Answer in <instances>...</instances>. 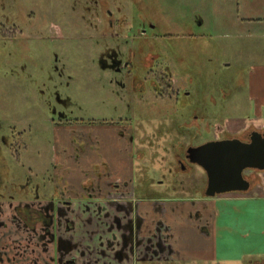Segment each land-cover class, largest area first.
I'll return each mask as SVG.
<instances>
[{
  "label": "rangeland",
  "instance_id": "obj_1",
  "mask_svg": "<svg viewBox=\"0 0 264 264\" xmlns=\"http://www.w3.org/2000/svg\"><path fill=\"white\" fill-rule=\"evenodd\" d=\"M181 1L193 8L175 7L183 5ZM164 4L161 11L146 16L155 22L154 31L165 35L159 51L181 89L191 91L197 106L218 111L220 118L214 120L218 126L232 119L245 124L247 116L254 118L253 101L239 81L247 68L264 65V0H164ZM21 6L24 23L33 14L37 26L51 24L52 35L47 39L25 36L14 44L0 42V200L48 193L54 156L62 149L53 122H61L73 160L87 150L97 151L95 136L101 127L113 128L117 135L122 131L125 139L132 136L135 149L146 153L142 165L156 180L162 171L167 174V165L155 161L151 169L149 160L156 154L170 161L173 137L177 136L179 152L188 144L196 146L216 137V129L197 135L187 129L191 120L187 104L153 93L135 94L122 73L103 67L101 54L110 45L102 32L89 26L95 21L92 14L66 7L68 15L61 17V3L58 6L56 0H22ZM127 28L122 34L130 40L135 31ZM211 96L215 106L209 104ZM142 138L147 142L139 146ZM257 173L264 178V171ZM204 176L195 167L190 179L181 176V185L195 184L201 190ZM70 217L80 228V218Z\"/></svg>",
  "mask_w": 264,
  "mask_h": 264
},
{
  "label": "flooded vegetation",
  "instance_id": "obj_2",
  "mask_svg": "<svg viewBox=\"0 0 264 264\" xmlns=\"http://www.w3.org/2000/svg\"><path fill=\"white\" fill-rule=\"evenodd\" d=\"M21 3L22 0H0V42L14 44L25 36L41 39L51 36V24L43 22L37 26L35 23L37 18L33 19V14H30L28 21L24 23ZM56 3L58 6L61 3L58 12L61 17L67 16L69 9L77 8L94 16L95 21L88 22L89 26L102 32L104 34L102 39L110 45L101 54L102 66L115 73H122L125 81H129L130 91L135 94L153 93L160 99L172 97L175 98L176 103L187 104L188 110L191 111L188 115L191 120L187 129H193L195 124L201 127V129H193L195 135L198 134V130L200 133L201 130L209 132L211 129H216V137L208 141L237 139L241 142H250L254 132L264 135V127H259V119L256 117L250 119L246 129L236 134L228 135L223 125L213 128V121L220 118L218 111L209 112L206 106H197L193 102L191 91L181 89L179 81L173 75L172 66L162 61L159 51V42L165 35L159 31L155 32L157 27L155 22L149 21L146 16L149 12L157 13L165 8L164 0H56ZM66 3L69 5H65ZM181 3L183 5L177 4L175 7H183L185 10L193 8V6L185 5L187 2L181 1ZM127 18L129 21L126 22ZM126 28L135 31L130 40L122 34ZM133 41L137 43L134 48ZM224 97H227L226 94ZM209 104L213 106L217 104L212 96ZM115 124L117 123H110V125ZM60 125H62L61 122L57 124L53 122L54 129H61ZM192 134L191 136L194 135ZM120 135L124 136V133L121 131ZM176 137H173L170 145L172 148H170V161L164 162L163 157L158 159L156 154L149 160L151 169L155 167L152 164L155 161L161 162L163 166L167 165L165 169L167 174L154 169V172H161L159 180L154 179L146 165H142L146 153L142 149H135L132 136L129 139L126 137L125 141L131 148L129 153L135 165L134 185L140 187V192L134 193L139 197L138 200L161 198L166 195L175 204L182 201L181 198L189 204H194L198 199L197 195L206 197V175L201 183L202 188L198 192L195 184L187 188L181 185L183 184L181 176L186 175L187 179H190V174L194 172L195 167H199L191 163L187 149L199 145L188 144L184 152H179L176 145L180 144L176 142ZM166 141L168 142V139ZM146 142L145 138L139 139V146H144ZM96 143L99 149V142L96 141ZM15 145L16 143L9 145L11 153L15 151ZM64 146L58 153L61 158L58 164L60 168L58 169L53 162L47 183L49 187H46L47 194L40 196L37 192L26 199L0 200V264H125L128 260L131 264H188L170 258L174 252L171 253V244L166 242L160 233L163 227L161 221L156 226L154 238L140 239L134 236V231H140L143 225L147 227V221L137 216L136 208L123 204L125 201L130 203L132 195L109 193L108 198H104V206L97 203L94 209H91L90 205L83 204L75 213L76 210L71 209V202L66 195L68 183L65 177L67 172L65 160L68 157V151L66 145ZM54 151L56 152V149ZM164 151L168 152L166 148ZM137 163L141 164L139 169ZM256 171L253 169L243 171V177L249 181V186L252 184ZM95 179L97 181L89 179L83 187H94L99 191L102 185L115 190L123 186L121 181L113 178L106 164L102 166V171L96 172ZM156 209V212L162 216L161 207ZM85 214L88 215L84 217ZM71 215L80 218V228L77 229L76 221L70 217ZM94 216L99 219L96 220ZM100 223L103 226V232L109 235L104 242L99 239L96 229ZM84 227L92 230L85 231ZM86 240L89 242L83 246L82 242ZM161 255V259H149L150 256L158 258ZM174 256L176 257L175 254ZM103 259L106 262H103L105 261Z\"/></svg>",
  "mask_w": 264,
  "mask_h": 264
},
{
  "label": "crops",
  "instance_id": "obj_3",
  "mask_svg": "<svg viewBox=\"0 0 264 264\" xmlns=\"http://www.w3.org/2000/svg\"><path fill=\"white\" fill-rule=\"evenodd\" d=\"M239 82L246 90L248 100L253 101L254 118L259 119V127H264V65L247 68L245 78ZM246 119L245 124H238L234 119L229 124L223 122L226 133L232 135L246 129L251 117L247 116ZM215 127L218 124L213 121ZM196 128L201 129L199 124L193 126L194 130ZM54 130L57 131V142L62 148L64 145L67 147L62 129ZM114 132L113 128L101 127L95 136L99 149L96 152L87 150L79 154L77 160L69 156L67 149L66 195L75 213L83 204L90 205L91 209L97 203L104 206V198H108L109 193H125L132 197L130 203L125 201L123 204L136 208L137 216L147 221V227L143 225L140 231H134V236L140 239L154 238L156 226L161 221L163 227L160 233L171 244V253L174 252L171 259L188 264H264V178L257 173L263 171L255 172L252 184L245 192L225 193L212 198L197 195L194 204H189L184 198L176 204L169 197L138 200L134 193L140 192V187L134 185L136 177L134 160L129 153L131 148L124 136ZM53 161L60 163V156L55 155ZM102 162L109 167L113 178L123 183L119 189H111L107 185L100 186L99 191L94 187H83L89 179L97 181L96 172L102 171L105 165ZM156 207H161L162 216L156 212ZM90 229L84 227L85 231ZM96 229L99 239L104 242L109 235L103 232L101 223ZM88 242L83 241V246Z\"/></svg>",
  "mask_w": 264,
  "mask_h": 264
},
{
  "label": "water",
  "instance_id": "obj_4",
  "mask_svg": "<svg viewBox=\"0 0 264 264\" xmlns=\"http://www.w3.org/2000/svg\"><path fill=\"white\" fill-rule=\"evenodd\" d=\"M191 163L198 165L207 178L205 196L245 192L249 181L243 171H264V135L254 132L250 142L237 139L208 141L187 149Z\"/></svg>",
  "mask_w": 264,
  "mask_h": 264
}]
</instances>
